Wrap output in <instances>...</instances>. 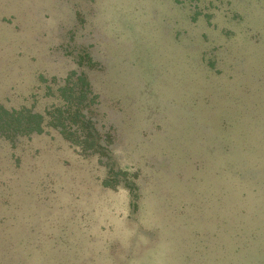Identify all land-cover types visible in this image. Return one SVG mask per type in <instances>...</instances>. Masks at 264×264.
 <instances>
[{
	"label": "rangeland",
	"instance_id": "rangeland-1",
	"mask_svg": "<svg viewBox=\"0 0 264 264\" xmlns=\"http://www.w3.org/2000/svg\"><path fill=\"white\" fill-rule=\"evenodd\" d=\"M71 73L105 151L0 138V264H264V0H0V100Z\"/></svg>",
	"mask_w": 264,
	"mask_h": 264
},
{
	"label": "trees",
	"instance_id": "trees-1",
	"mask_svg": "<svg viewBox=\"0 0 264 264\" xmlns=\"http://www.w3.org/2000/svg\"><path fill=\"white\" fill-rule=\"evenodd\" d=\"M57 85L56 89L53 85L46 88L45 96L52 98L53 102L42 111L37 109L34 104L32 106L23 104L19 107H8L0 100V138L43 134L53 129L59 132L71 147H74L76 151L78 149V152L82 154L93 156L105 151L102 144L105 142L102 132L91 121L94 115L92 107L99 96L94 94L88 77L71 73L64 79L63 84L57 83ZM39 96L40 94H38ZM107 137H112V134L108 133ZM108 145L109 143L106 144L107 148ZM12 180L10 179L11 183ZM117 183H119L117 178L107 177L103 180L102 185L116 189ZM64 238H61L60 241L64 242ZM54 243L57 247L59 242L54 240ZM46 253L47 251L41 247L38 252L28 254L27 257L31 258V262L28 264H35L36 258L39 255L45 257ZM47 254L49 255V253ZM59 254L64 253L58 249L53 259L55 260ZM51 259L52 256L49 255L46 264H55Z\"/></svg>",
	"mask_w": 264,
	"mask_h": 264
}]
</instances>
